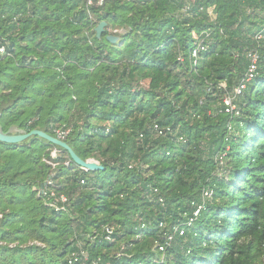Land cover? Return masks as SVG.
Instances as JSON below:
<instances>
[{"label": "trees", "instance_id": "trees-1", "mask_svg": "<svg viewBox=\"0 0 264 264\" xmlns=\"http://www.w3.org/2000/svg\"><path fill=\"white\" fill-rule=\"evenodd\" d=\"M88 1L0 0L2 129L70 126L65 142L104 167L67 166V152L52 159L55 146L35 135L0 141V264H67L78 240L84 264H264V0ZM252 50L257 75L231 116L223 99ZM52 173L70 213L33 190ZM160 221L185 230L164 251Z\"/></svg>", "mask_w": 264, "mask_h": 264}, {"label": "built area", "instance_id": "built-area-1", "mask_svg": "<svg viewBox=\"0 0 264 264\" xmlns=\"http://www.w3.org/2000/svg\"><path fill=\"white\" fill-rule=\"evenodd\" d=\"M104 3H105V0L97 1L98 6L100 7L104 6ZM91 4H92V1L89 0L88 5H91ZM262 29H264V26ZM116 31H119V30H114V32ZM207 36H208V33H205L204 35L201 34L196 37L193 47L189 51V59L193 61L192 66H194V64L196 63V58L198 57L199 53L207 49L205 42H204V38ZM260 37H261L260 35L256 36V38H260ZM3 52H4V47L1 46L0 53H3ZM247 57L249 60V64L245 71L244 77L240 80V82L237 85H235L232 91V95H227L223 99V111L227 114H230L231 116H237L239 114V110L234 102L235 97L242 95L248 82L253 80L257 75L258 60H259L258 53L255 50L249 51L247 53ZM177 59L180 62L184 61V57L182 55H179ZM220 86L225 87L226 83L223 82L220 84ZM228 128L231 129L230 126ZM153 130L155 131L157 135H166L169 132H171L170 127H162L157 123L153 124ZM52 131L54 133V137L62 141H65V139L71 132V127L66 126V125L55 126L53 127ZM179 140H182V139L179 138ZM59 152L60 150L57 147L53 148L50 151L51 158L52 159L56 158L59 155ZM219 158L221 159V157ZM86 160L94 161L100 164L99 161L94 158H88ZM44 161L48 165H50L53 169L58 165V162L54 160L44 159ZM70 162L71 160L67 159L64 162V164L68 166ZM79 168L85 172L89 171L86 168H83L80 166ZM84 182H85L84 179L80 180V183L83 184ZM33 190L36 191V193L39 196L45 197L48 200L49 207H51L56 213H60V212L70 213L71 201L65 193L57 192V190L54 188L53 173L48 177V179L45 180V182L42 185L38 187L34 186ZM211 194L212 192L210 190L203 189L202 190V200L209 199L211 197ZM160 201H162V199H160ZM192 204H194V202H192ZM202 205L197 206V208L193 211V217L198 215V212L200 208L202 207ZM192 221H193V218H189V220L187 221V225H190ZM143 227H145V223L141 222L140 228H143ZM158 227L161 229L162 237H163V243H157L158 249L160 251H164L165 248L172 243L175 234L183 235L185 231L184 228L178 224L169 225L168 230H166V227L164 226V222L162 221L159 222ZM104 231L106 233V238L112 241L113 239L110 235L112 234L113 226H105ZM66 260H67V264H84L85 262L89 261V254L83 248V245H77V249L69 253ZM92 264H103V263H101L99 259H96L92 261Z\"/></svg>", "mask_w": 264, "mask_h": 264}, {"label": "water", "instance_id": "water-1", "mask_svg": "<svg viewBox=\"0 0 264 264\" xmlns=\"http://www.w3.org/2000/svg\"><path fill=\"white\" fill-rule=\"evenodd\" d=\"M106 22L101 21L95 28L96 36L100 37V35L105 31ZM107 40L111 43H116L119 40V37L113 34L106 36ZM38 136L40 138L45 139L55 147H59L63 149L65 152H67L69 158L71 161H73L76 165L86 168L89 171H95V170H103L104 167L101 164H98L94 161L90 160H84L80 158L74 150L68 145L67 142L62 141L56 137H54L51 134H48L45 131L39 130V129H32L28 132H24L21 130H18L16 127H10L8 130L4 131L0 125V141L4 143H20L26 139H28L31 136Z\"/></svg>", "mask_w": 264, "mask_h": 264}, {"label": "rangeland", "instance_id": "rangeland-1", "mask_svg": "<svg viewBox=\"0 0 264 264\" xmlns=\"http://www.w3.org/2000/svg\"><path fill=\"white\" fill-rule=\"evenodd\" d=\"M191 1V0H190ZM189 9V5L187 4V5H185L184 6V8H183V10H184V12L185 11H187ZM210 11H211V9H210ZM263 26H264V24H263ZM264 30V29H263ZM261 34H262V29H260V30H258V32L254 35V36H261ZM143 85L144 86H146L147 85V81H144L143 82ZM227 96V95H226ZM209 110L211 111V112H214L215 110H214V106H210V108H209ZM173 225V224H172ZM164 226L166 227V230H168V226H167V224H165L164 223ZM160 229V228H159ZM160 232H161V229H160ZM86 238H87V236H85ZM140 236H138V235H136L135 236V239H138ZM76 245H84V243H83V240H78L77 241V243H76ZM125 247V245L124 244H122L121 245V247H120V249L118 250L119 252L123 249ZM117 251V252H118ZM164 257V254H162L161 255V258H163Z\"/></svg>", "mask_w": 264, "mask_h": 264}]
</instances>
